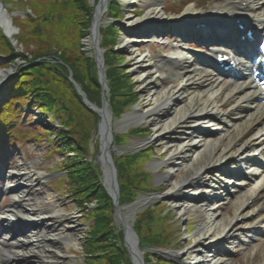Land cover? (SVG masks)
Here are the masks:
<instances>
[{"label": "bare ground", "instance_id": "6f19581e", "mask_svg": "<svg viewBox=\"0 0 264 264\" xmlns=\"http://www.w3.org/2000/svg\"><path fill=\"white\" fill-rule=\"evenodd\" d=\"M243 3L247 5L245 9L241 8ZM124 5L126 8H132L137 5V0H124ZM240 11L258 25L264 22V0H231L220 6L216 5L202 15L219 20ZM199 13L194 5H189L181 14L165 16L159 4L151 3L141 17L135 18L129 14L125 25L129 27L132 34L127 37L124 33L118 44L129 56L134 75L143 81L141 92L146 96L141 106L132 105L133 110L115 122L110 121L107 102L103 104L101 111L107 117L109 135L116 130L129 134L137 126H150L151 135L147 138L138 137L139 141L134 142L135 146H144L151 142V144H162L166 147V158L151 161L154 171L157 170L156 168L159 169V172L156 171L154 175L156 181L175 184L174 187H170L166 197L162 198L168 199L172 203L171 207L183 213V217L188 210L198 212L197 214L201 216V221L198 223L199 230L202 231L200 235L216 233L218 238L232 221L238 220L240 224L251 212L241 213L242 217L235 214L225 217L220 213V203L226 201V198H232V194H235L227 188L230 180L233 179L229 178L230 175L239 173L238 167L250 162L254 163L250 164V168L255 169L256 173L260 172V169L264 171V103L257 101L259 90L252 89V84L246 80L249 77L243 73L245 63L240 60H238L239 81L226 83L224 93L225 89L221 88L223 84L218 88L212 82L218 80L212 78L211 73L204 72L203 66L197 64L195 56L180 50L177 43L169 42L172 49L168 55L161 58L162 60L154 59L150 52L145 53L137 47L138 43L145 38L158 39L163 31L170 33L172 30L177 38L190 35V18H195ZM11 21L10 14L0 2V23L9 33L13 30ZM97 24L95 19L94 25ZM97 40L98 33L94 27L84 40L85 48L91 50L95 46L98 49ZM165 66L171 69L169 76L175 79L173 83L166 86L161 82L160 74ZM5 74L6 71L0 69V82ZM68 79L71 80L74 88H81L77 81L72 80V74L69 72ZM221 97L223 101H232L236 98V108L242 111L248 110L245 119L240 122L231 120L226 111H222L221 103L218 101ZM105 129L102 125L100 136L103 143L102 151H105L101 164L109 183L111 147L109 142L108 146L104 145L109 140L108 131ZM253 146L256 147L257 152L251 157V152L254 151ZM128 149H116L115 152L120 154ZM181 167L186 168V171L177 181L175 170ZM16 171L17 173L10 174L11 178L21 173L20 170ZM234 181L244 183L242 179ZM11 185L10 188L16 197L13 201L15 213L4 214L0 219V227L6 223L18 224L20 231L17 234L25 231L29 233L24 240H18L15 234L10 233L2 236L3 249L0 251V264H62L65 257L62 248L65 243L73 241L74 228L69 224L70 222L54 223L55 218L62 216L57 210L29 209L28 203L25 202L29 194L25 182H16ZM231 187L235 189L234 185ZM255 190L264 191V174L260 179L257 178L251 191L242 194L239 199L240 205L247 204L251 197L256 199L253 194ZM151 196L155 200L161 198L159 195L147 194L136 200L130 211L135 213L136 209L140 210L150 201ZM259 206H252V212ZM126 225L127 231L125 229L124 232L127 235L125 236L127 241L131 242L134 233L129 232V226ZM117 226L120 228L118 224ZM231 239L235 241L237 238L230 236ZM130 244L128 249L134 246L138 250L136 242L134 245ZM228 244L229 241L225 240L196 244L188 264H227V261L221 257V253L217 251ZM187 253L191 252L187 251L184 255Z\"/></svg>", "mask_w": 264, "mask_h": 264}, {"label": "trees", "instance_id": "16d2710c", "mask_svg": "<svg viewBox=\"0 0 264 264\" xmlns=\"http://www.w3.org/2000/svg\"><path fill=\"white\" fill-rule=\"evenodd\" d=\"M23 4H27L34 12L26 20L18 19L20 32L16 38L23 45V52L16 51L0 33V51L24 60L18 68L17 77L7 84L9 96L0 105V115L7 113L9 117L15 116L21 107L32 102L43 110L53 111L56 117L65 116L60 122L71 138L69 145L79 150L73 155L77 157L75 161L67 165L68 183L80 205H83L85 199H95L97 204V208L89 211L93 224L83 245L87 264H131L122 242V232L116 231L112 224L114 207L107 191L98 181L100 171L87 159V138L94 122L88 128L82 125L77 109L84 103L68 79L70 69L88 99L100 104L95 61L85 57L81 50V39L88 33L92 8L87 0H27ZM117 8L116 2L112 1L109 10L111 14V9ZM115 35L113 26L101 29L102 45L111 47ZM113 55L115 53L109 50L105 55V63L108 66L106 74L110 105L117 116L133 102L134 96L128 85L127 74L118 66L119 60L113 58ZM51 56H57L62 64L52 63ZM0 65L6 63L0 61ZM95 97L97 101L93 100ZM88 112L93 114L91 110ZM93 118L96 121L99 119L97 115ZM5 119L6 116L0 122ZM115 140L120 142L121 137L117 136ZM144 153L141 151L115 159L121 203L131 201L134 197L133 189L142 188L146 184L141 169ZM136 172L143 174L138 177L139 182L135 181L138 176ZM161 216V213L156 215L154 209L148 208L137 217L135 230L140 241L157 246H165L170 242L171 237L167 235L165 238L160 228ZM145 261L146 264H169L150 255L145 256Z\"/></svg>", "mask_w": 264, "mask_h": 264}, {"label": "rangeland", "instance_id": "374dc122", "mask_svg": "<svg viewBox=\"0 0 264 264\" xmlns=\"http://www.w3.org/2000/svg\"><path fill=\"white\" fill-rule=\"evenodd\" d=\"M21 1L22 0H16V5H8V1L5 4V7L10 10L11 16L13 18V24L16 25L17 28L19 26L18 19L26 20L28 18V15L23 12L25 6H21ZM226 1L228 0H137V5L133 6L132 8H124L123 6L121 7L123 15L121 19L123 21H126L129 14H131L135 18L141 17L142 15H144L146 8H148L151 3L159 4V7L166 13V16H174L181 14L187 6L192 4L196 9H210L216 5L223 4ZM121 5L122 4H120V6ZM90 7L92 8V6ZM115 13L118 15V12ZM87 31L88 33L86 36L90 34V28ZM19 32L20 26L16 31L15 37H18ZM124 33L125 32H122L120 30L119 34H117L118 36L116 35L114 37V46L117 49L116 55H113V58L117 57V59L119 60V65L127 74L128 85L130 86V89L133 93L134 100L132 103L128 104L126 108L123 109V111L117 116L114 115L113 109H111L110 107L111 105L108 104L109 115L111 116V119L115 117L116 120L122 119L124 114L132 111L134 105L141 106V104L143 103V99L146 96L145 93L141 92L143 81H140L137 76L134 75L131 68V61L129 60V56L127 55L125 49L118 44L120 38ZM128 35L129 34H126L127 37ZM167 38L171 37L169 35H165L162 37V41L166 40ZM187 44L190 43L182 42V45ZM137 47L145 53L150 52L156 60L168 55V52L170 51V49H172L165 43L157 44L146 40L139 42ZM81 50H83V48ZM57 53L59 55L60 51L58 50ZM84 53L85 57L88 56L90 59H93V61H95L96 56H94L93 48H91V50L84 48ZM50 59L52 63L62 64V61L57 56H51ZM21 63V58L14 59L13 64H15L16 66ZM9 65L0 66V69H10L11 64ZM162 70L164 71L160 72V74L162 77L161 82H163L164 86L173 83L175 79L169 76L171 69L165 66L164 68H162ZM6 75L9 77L11 75L13 76L14 71H10V73H7ZM7 76H5L1 81H7ZM99 85V94L101 95L100 103L101 101L110 103V97L103 98L104 93L102 94V92H104V87L101 86L100 82ZM202 86L204 87L203 84ZM0 96L2 97V95ZM221 98L218 101L221 103L222 110H225L226 103ZM93 100L97 101L96 97L93 98ZM98 106L99 109L103 107L102 103ZM90 107H92V105H90ZM90 107H88L86 104H80V106L78 107L79 109L77 110L79 111V118L82 122V125L85 128H88L89 125H92L94 122L93 127L90 128V133L87 138V156L90 154L91 158L96 159V156H99L100 153L98 147L100 146L101 136L98 133V128L100 127L101 129L102 124L100 123V119L102 117L96 109L94 110ZM89 110H91L93 114L90 115V113L88 112ZM23 113L24 114H21L19 118H17L16 122H11L8 124L9 126L6 127L13 130L22 131L25 134H27L26 132H28V130H32L33 132H35V134L38 135V137L37 139H35L32 135L28 134L27 136L20 138L17 143H12V145H10V147L8 148L9 151H7L4 146L0 147V154L3 163L8 161L10 162L8 164L6 177L9 176L8 174H10V172L17 173L16 170H20L21 172L19 176L14 177V179L7 178L5 184H14L16 182H25V184H27L25 185V187L27 188V191H29V194L25 198V202L28 203L29 209H36L38 211L44 209H53L59 211L62 216L55 218L53 220L54 223L58 222L66 224V222H70L69 224L72 225V227L74 228L73 230L75 231L73 235V241L65 243L62 248V251L65 254V257L62 260V264H87L88 262L85 259V252L82 246L85 243L87 234L91 231L93 220H90L88 219V217H86V215L89 214V208H82V206L84 205L80 206V204L77 202L78 200L74 198L75 196L70 193L71 186L68 184L69 181L67 180L69 175L67 165L70 162L75 161L74 158L77 157L73 155L77 154L76 152L79 150L76 148V146L72 147L69 145V141H71V138L69 134L63 130V124H61V122L59 123V121H62V117L65 116L57 117V120L50 121V116L52 113L45 112L34 105L30 108L23 109ZM94 115H97L99 117L97 121L93 118ZM38 128L41 129L42 132L38 131ZM115 132L116 134L119 133L117 135L121 137L120 141H123V143H129L127 145V148H132L136 145L134 141H139V139L137 138L138 136L142 135L141 138H147V136L149 137L151 135L152 130L148 125L137 126V128L130 131L131 134L138 135L136 137L129 136L130 133L125 134V132L121 133L117 132V130ZM0 143H3L5 145L6 140H2ZM144 152L146 153H144L143 157L141 158V169L144 172L143 177L147 181L146 184L143 185V187L150 190L151 193H159L160 196L164 195V197H166V193L168 192L170 187H174L175 184H172L170 182L168 184V182L159 180L156 181L154 175L156 171L159 172V169L156 168L157 170L154 171L155 169H153V166H151L152 160H161L166 158V147L162 144L152 143V148L145 150ZM185 171L186 168H176L175 180H180ZM136 174H138V176L135 181L139 182L138 177L142 176L143 174L140 172H136ZM14 198L16 197L12 193L9 194L6 198L3 197L1 206L5 207V210H9V207L12 206L11 210L14 212L15 208H13L12 204V200ZM238 198L239 197H237V200ZM237 202L238 201L236 200L230 202L231 204H229L228 207L225 208V211L222 212V214L225 217L233 215L238 208ZM171 204L172 203L168 199L160 198L154 205L156 215H159L161 213L163 216H161L162 218L160 217V228L164 231V237L166 238L167 235L171 237V239L169 240L170 242L161 247L168 251L173 249H177L178 251H181L183 253L190 251L191 253H187L186 255H184L182 259L183 261L189 262L190 260L188 259L193 256V249L196 244H203L206 241L210 242L212 239L216 238L218 234L214 233L207 236L200 235L202 234V231L199 230L198 223L201 221V216L197 214L198 212H195L194 210H188L186 211V215H184L183 217V213L177 212L171 207ZM47 223L48 222H46V224ZM42 230H45V228H42ZM65 235H69V233H65ZM25 237L26 234L17 236V238L20 240H24ZM165 257L168 258L167 256ZM263 259L264 242H257L256 244L248 246L244 253L240 256H236L231 260L229 259V263L227 264H261V261Z\"/></svg>", "mask_w": 264, "mask_h": 264}, {"label": "water", "instance_id": "95a60500", "mask_svg": "<svg viewBox=\"0 0 264 264\" xmlns=\"http://www.w3.org/2000/svg\"><path fill=\"white\" fill-rule=\"evenodd\" d=\"M97 8H98V10H100V11H104L105 10V0H99V3H98V5H97ZM94 22H95V19H94ZM95 29L97 30V33H98V29H97V27H95ZM98 41V40H97ZM98 46V45H97ZM93 47H95V46H93ZM93 50H94V52H95V55H96V61H97V66H98V71H99V75H100V79H101V82H103V70H104V67H103V62H102V53H101V49L98 47V49L95 47V48H93ZM102 85H104V84H102ZM77 89H78V87H77ZM78 91L81 93V95L83 96V98H84V94L82 93V91L80 90V89H78ZM84 102L86 103V104H89V102L84 98ZM103 104H104V102H103ZM99 113H100V115H101V117H102V119H101V124L106 128L105 130H107L108 131V120H107V117L106 116H104L103 115V113H102V111L101 110H97ZM103 122H104V124H103ZM108 126V127H107ZM101 130V129H100ZM109 136V140H110V135H109V131L107 132V137ZM109 140L106 142V143H104V145H105V147H106V145L108 146V142H109ZM103 145V143L101 142V151H102V146ZM104 147V148H105ZM105 151V150H104ZM104 151H102V155H104L103 154V152ZM109 158H110V155H109ZM110 164V171H109V174L111 175V177L109 178L110 180H109V190H110V194L112 195V197H113V199H114V203H115V205H116V208H117V210H119V205H118V190H117V184H116V178H115V167H114V165H113V162H110L109 163ZM129 206H131L130 204L129 205H127V206H124V207H129ZM132 216L130 217V219L131 220H133L134 218H135V213H132L131 214ZM129 232H131V233H134V235H132V240H133V242H132V240H131V242H129V241H127V238H126V236H125V238H124V241H125V244H126V246L128 247V245L130 244V243H132L133 245L135 244V242L138 244V238H137V236H136V234H135V232L131 229V228H129ZM127 231V230H126ZM125 235H127L126 233H125ZM134 239H135V241H134ZM131 245V244H130ZM129 250V252H130V254H131V256H132V261H133V263L134 264H143V260H142V257H141V255H140V252L133 246V248H131L130 247V249H128Z\"/></svg>", "mask_w": 264, "mask_h": 264}]
</instances>
